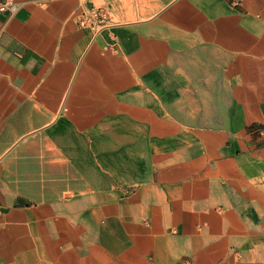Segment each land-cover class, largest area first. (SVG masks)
Segmentation results:
<instances>
[{"label":"crops","instance_id":"obj_1","mask_svg":"<svg viewBox=\"0 0 264 264\" xmlns=\"http://www.w3.org/2000/svg\"><path fill=\"white\" fill-rule=\"evenodd\" d=\"M15 1L0 264H264V0Z\"/></svg>","mask_w":264,"mask_h":264},{"label":"built area","instance_id":"obj_2","mask_svg":"<svg viewBox=\"0 0 264 264\" xmlns=\"http://www.w3.org/2000/svg\"><path fill=\"white\" fill-rule=\"evenodd\" d=\"M18 7V3L15 0H0V11L13 12ZM106 22L105 11L101 8H92L90 15L83 16L79 20V25L82 27H89L94 30H100L104 27Z\"/></svg>","mask_w":264,"mask_h":264},{"label":"rangeland","instance_id":"obj_3","mask_svg":"<svg viewBox=\"0 0 264 264\" xmlns=\"http://www.w3.org/2000/svg\"><path fill=\"white\" fill-rule=\"evenodd\" d=\"M245 260V259H244ZM220 264H222V263H220ZM235 264H252V263H243V261H241V259H239V258H237V260H236V263Z\"/></svg>","mask_w":264,"mask_h":264},{"label":"bare ground","instance_id":"obj_4","mask_svg":"<svg viewBox=\"0 0 264 264\" xmlns=\"http://www.w3.org/2000/svg\"><path fill=\"white\" fill-rule=\"evenodd\" d=\"M259 249V248H258ZM221 255V254H220ZM258 256V255H257ZM263 256V255H262ZM264 259V258H263ZM260 261V260H259ZM222 262V261H221ZM261 262V261H260ZM251 263V262H250Z\"/></svg>","mask_w":264,"mask_h":264}]
</instances>
